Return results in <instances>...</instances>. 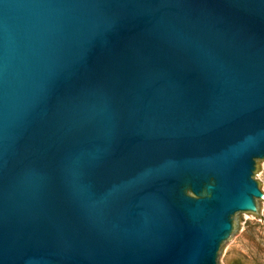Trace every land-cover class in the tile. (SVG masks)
<instances>
[{
  "label": "water",
  "instance_id": "water-1",
  "mask_svg": "<svg viewBox=\"0 0 264 264\" xmlns=\"http://www.w3.org/2000/svg\"><path fill=\"white\" fill-rule=\"evenodd\" d=\"M263 162L264 0H0V264H223Z\"/></svg>",
  "mask_w": 264,
  "mask_h": 264
},
{
  "label": "rangeland",
  "instance_id": "rangeland-1",
  "mask_svg": "<svg viewBox=\"0 0 264 264\" xmlns=\"http://www.w3.org/2000/svg\"><path fill=\"white\" fill-rule=\"evenodd\" d=\"M261 167L264 191V162ZM223 264H264V210L259 216H242V236L225 252Z\"/></svg>",
  "mask_w": 264,
  "mask_h": 264
}]
</instances>
